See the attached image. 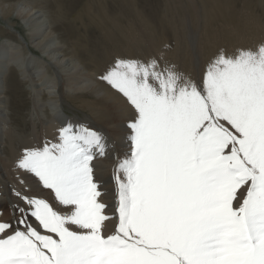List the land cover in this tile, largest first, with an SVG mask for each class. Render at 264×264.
<instances>
[{"label":"snow or ice","instance_id":"1","mask_svg":"<svg viewBox=\"0 0 264 264\" xmlns=\"http://www.w3.org/2000/svg\"><path fill=\"white\" fill-rule=\"evenodd\" d=\"M98 80L124 120L111 135L69 108L17 146L0 264H264V40L196 75L121 55Z\"/></svg>","mask_w":264,"mask_h":264},{"label":"bare ground","instance_id":"2","mask_svg":"<svg viewBox=\"0 0 264 264\" xmlns=\"http://www.w3.org/2000/svg\"><path fill=\"white\" fill-rule=\"evenodd\" d=\"M258 1L261 3V5L264 6V0H258ZM62 4H59V7ZM95 5L98 7L97 2ZM223 6L225 7V9L222 8L220 5H214L211 8V10L214 11L211 14L212 16L213 15H217L220 17L223 16L224 17L223 20L229 22L230 25L232 26L231 29L232 31L230 33L228 32L229 30L228 31L225 30L226 33L222 34L223 47H226L229 50H231L236 47L244 46V44H247L250 39H252V41L253 40L256 41L257 39L264 40V32L260 28L253 26H250V28H248V26L250 25L249 20L244 21V23L248 25L247 27L245 26V24L239 23L240 20L238 16L235 14V12L234 11L230 12L228 11L231 10L229 7H227L226 5ZM50 10L51 9L47 8L42 0H0V18L9 22V25H7L8 27H12V25L10 24L11 21L9 20L10 16L15 15L17 18L20 19V21L22 20L27 27L26 37H28L29 43L27 42L28 40L26 41V43H28V45L31 44V46L34 49H37V51L40 54L46 57L45 59H49L53 63L57 74H59L60 78L63 79L64 81V82L62 81V83L64 84L61 83L62 85H58L59 87H56V84L52 82L54 78L53 77L52 81H49L47 85L45 84V86L42 89H39L38 87H37L38 89L36 88L37 94H35V103L37 105V109L39 111H43V109L46 110L48 108V110L50 109V113L45 115L43 119L39 118L37 121L38 124L36 121H34V126H32L29 133H26L25 130L20 131L18 127L15 125V123L14 122L12 123L8 119L7 115H5L4 113L9 106L7 102L8 97L5 96L4 99L0 98L1 99L0 100V212H2L4 216H8L10 214L9 209L2 202L7 201L11 198L8 190V184L13 183L12 160L14 158L17 146L23 143H35L37 141H43L46 137L50 139L52 132L54 131V129L58 124L57 121L58 113L66 112V110H68L69 107H73L74 109L78 108L82 110H84L83 108H86L89 114L85 115L87 121L82 119L83 121H85L90 125H93L98 129H103L108 134L115 135L116 126L121 121L124 120L126 116V111L123 109L121 102L118 99H116L107 90V88L104 87L98 80V70L106 60L121 55L123 56H133L134 54L159 55L163 51L164 54L169 58V60L175 63L181 70H186L189 73H191V68H190L191 63L195 60V59L193 60L192 55H190L191 54L190 51L189 52L181 51L183 49L180 47L181 46L180 43L183 41L184 38L181 37L182 35L180 36V38H178L177 29L179 28V23L177 24L175 20H172L171 23H169L170 28L172 30L171 32H173L174 35L172 39L173 41H171V45H169L168 47L169 49L168 48L165 49L164 47L165 49L164 50L160 44L162 39L159 42L157 37L152 36L145 31L142 32V30L131 29V32L130 30L126 31L128 29L127 27L134 26L136 22L130 20L127 27L121 26L119 24L120 23L119 20L121 19H118L120 15L119 16L117 15L118 18L115 19L116 22H112L110 24V25H114L115 29L120 32L119 35L116 34L119 37H114L113 35H111V33L109 34L106 33L107 35L106 38L108 39L110 44L111 43L112 45L115 44V46H113V48L115 47V49L112 51L108 50L109 45L103 44L102 40H100L98 46L97 44L91 46L93 51L91 52V56L88 59L87 58L88 56L86 55L85 52L79 54L76 53L78 52V50H76V46H77L76 42L74 43L75 48H73L72 46L70 47L71 50H69V48L65 46L66 44H68L67 41H69V39L62 30L63 28L62 24H60L59 21L58 22L60 25L57 23L56 16ZM98 12L100 13V11ZM208 15H210V12L208 13ZM141 25L144 26V24ZM249 29H252L250 34L247 33ZM243 32L245 33L242 34ZM164 41L166 42V40ZM184 42L186 43V41ZM201 42H205V40L202 41L201 38ZM177 45H179L181 49L178 48L177 50ZM199 45L201 46L202 44ZM24 46L25 45L21 42L17 45L12 44L8 41L2 43V47L11 49L10 52L13 51L11 53L15 56H13L12 59H8V58L3 59L0 56V91H2V88L4 87L3 84L4 82L2 80L4 76V72L9 70V78L10 77L13 78V72H11L12 70H10L11 68L16 69V72L20 75V77H22V80L24 79V82L25 80H28V78L35 80L34 78H38L36 76H41V74H43L42 71L46 68V63H45L46 60L44 58L37 60L33 56H30L28 52L31 51V49H26V47ZM31 46L28 47L30 48ZM204 46H203L205 48L204 59L206 60L216 49V46L209 45V43H206V45ZM31 53L33 52L31 51ZM81 59L82 60L87 59V60L84 63H82ZM202 60L203 59H201L200 62L203 63L202 67H204V62H202ZM194 64L195 62L193 63V65ZM86 66L89 69H87ZM13 80H15V78H13ZM16 81L17 80H15V83ZM15 83L14 85H16ZM17 87L18 86L16 85L14 88ZM9 88L11 89V87ZM41 90L43 91V93L41 94V96H38V94L41 93L40 92ZM77 92L78 94L80 93V95H78ZM88 94L92 96L90 99L95 101L89 102L82 100V102H79L81 101L79 99L80 97L86 98L87 97L86 95ZM77 101L78 104L75 103ZM72 105H77V107ZM72 111L75 113L74 110ZM83 114H86V111H84ZM97 163L99 165L96 169L97 175L104 181L105 188L109 189L111 187L110 185L111 162L104 160V161H97ZM107 198L111 199V192H109V196Z\"/></svg>","mask_w":264,"mask_h":264},{"label":"rangeland","instance_id":"3","mask_svg":"<svg viewBox=\"0 0 264 264\" xmlns=\"http://www.w3.org/2000/svg\"><path fill=\"white\" fill-rule=\"evenodd\" d=\"M42 1L45 4V6L51 9L50 11L54 13L57 19V23L59 24L60 22V24H62V27H63L62 30L69 39V41H67L68 44H66L65 46L69 48V50H71L70 47L72 46L73 48H75L74 43L76 42L77 43L76 50H78V52L76 53L79 54V53L85 52L86 55L88 56L87 57L88 59L90 58L91 52L93 51L91 46L94 44H97L98 46V43L100 40H102L103 44L109 45L108 50L112 51L115 49V47L113 48L115 44L113 45L112 43L110 44V42L106 38L107 36L106 33L107 34L111 33V35H113L114 37H119L117 35H119L120 32L115 29L114 25H110L112 22H116L115 19L118 18L119 15L120 16L118 19H121L119 20L120 22L119 24L121 26L127 27L130 20H133L136 22V23L134 22L135 23L134 26L127 27L128 29L126 31L130 30L131 32V29L142 30V32L145 31L149 33L150 35L157 37L159 42L162 39L160 44L163 49H164L165 44H168L169 46L171 45V41H173L172 39L174 35H173V32H171L172 30L170 28L169 23H171L172 20H175L177 24L179 23V28L177 27L178 28L177 36L178 38H180V36L182 35L181 37L184 38L183 41L180 43L181 44L180 47L183 49L181 51H186V52L190 51L191 53L190 55H192L193 60L195 59L191 63V67H190L191 73L193 75H196V73L198 74L203 69L202 67L203 63H201L200 61L201 59H203L202 62L205 61L204 59L205 58V52H204L205 46L204 45H206V43H209V45L216 46V48L223 46V43H222L223 35L222 34H225L226 31L228 30H229L228 31L229 33L232 31L231 30L232 26L230 25L229 22L223 20L224 19L223 16L220 17L217 15H213V16L211 15L214 12L213 10H211V8L214 5H220L224 9L225 7L223 5H226L227 7L231 9L228 11L230 12L234 11L235 14L238 16L240 20L239 23L245 24L244 21L249 20L250 25L248 26L247 24H245L246 27L247 26L248 28H250V26L258 27L264 32V6L261 5V3L258 0H77V1L76 0H42ZM96 2L98 4V7L95 5ZM59 4H62L63 6L60 5L59 7ZM98 11H100V13ZM207 12L208 13L210 12V15H208ZM9 20L11 21L10 24L12 25V27H8L7 25H9V22L0 18V56L3 59H6V58L12 59V57L15 56L11 53L13 51L10 52L11 49L2 47V43H4L5 41H8L15 45L21 42L25 45L24 47H26V49H31V51L33 52L31 53V51L28 50L29 51L28 54L30 56H33L37 60H40L42 58L45 59L46 57L40 54L37 51V49H34L31 46V44L28 45L29 39L28 37H26L27 27L24 24V22L22 20L20 21V19L17 18L15 15L10 16ZM104 20H105V23H104ZM108 21H109V24H108ZM141 24H144V26ZM251 31L252 29H249L247 33L250 34ZM244 33L245 32H243L242 34ZM201 38H202V41L205 40V42H201ZM206 39H207V42H206ZM213 39L216 40L217 42L214 41ZM164 40H166V42ZM26 41L28 43H26ZM184 41H186L188 45ZM210 41H211V44H210ZM259 41H261V39H257L256 41L254 40L252 41V39H250L249 42L247 44H244V46L242 47H253ZM199 44H202L201 45L202 47ZM28 46H31V47L29 48ZM180 47L179 45H177V50L178 48L181 49ZM45 60L47 61V62L45 61L46 68L44 69L45 71L44 70L42 71L43 74H41V76L43 75L44 77L36 76L38 78H34L35 80L28 78V80H25L24 82V79L22 80V77H20V75L16 72V69L11 68L10 70H12L11 72H13V78H15V80H17L19 83L17 81L15 83V80H13L12 77L9 78V70L4 72L5 77L3 76V79H2L4 82L3 83L4 89L2 88L3 92L0 91V98L4 99L5 96H7L8 97L7 102L9 104L8 109H6L4 113L5 115H7L8 119L12 123L13 122L15 123V125L18 127L20 131L25 130L26 133H29L32 126H34V121L37 122L39 118L43 119L45 115L50 113V109L48 110L47 107H45L47 109L46 110L43 109V111H39L37 109V105L35 103V94H37V89L38 88L42 89L45 86V84L47 85L49 81H52L53 77L55 79L53 78L52 82L56 84V87H59L58 85L64 84L62 83L63 79H61L60 75L57 74L53 63L49 59H45ZM86 60H82V63H84ZM194 62H195L194 65L196 67L193 65ZM87 69L89 68L87 67ZM54 80L56 83L54 82ZM14 83L18 86L17 88H14L16 86L14 85ZM9 87H11V89ZM64 90H65V87H64ZM40 92L41 93H39L40 95L38 94V96H41V94L43 93L42 90ZM78 95H80V93ZM86 96L88 98L80 97L79 99L81 101L79 102H82V100L89 101V102L95 101V100L90 99L92 96H90L89 94ZM75 103L78 104V101ZM72 106L77 107V105H72ZM69 108L71 110H74L75 114L79 116L81 120L84 119L85 121H87L85 115H88L89 113L86 108H83L84 110L78 109V108L74 109L73 107H69ZM84 111H86V114H83Z\"/></svg>","mask_w":264,"mask_h":264}]
</instances>
